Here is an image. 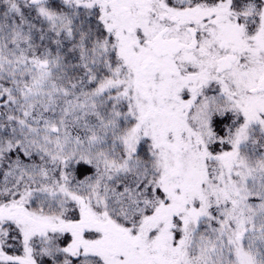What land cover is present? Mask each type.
I'll list each match as a JSON object with an SVG mask.
<instances>
[{
  "label": "snow or ice",
  "instance_id": "obj_1",
  "mask_svg": "<svg viewBox=\"0 0 264 264\" xmlns=\"http://www.w3.org/2000/svg\"><path fill=\"white\" fill-rule=\"evenodd\" d=\"M0 264H264V0H0Z\"/></svg>",
  "mask_w": 264,
  "mask_h": 264
}]
</instances>
